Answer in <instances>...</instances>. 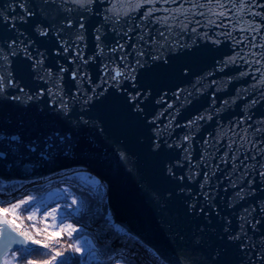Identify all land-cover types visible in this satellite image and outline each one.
<instances>
[{"label":"water","instance_id":"95a60500","mask_svg":"<svg viewBox=\"0 0 264 264\" xmlns=\"http://www.w3.org/2000/svg\"><path fill=\"white\" fill-rule=\"evenodd\" d=\"M0 13L14 82L0 127L76 144L28 169L0 162L3 205L85 171L162 264H264V0H0ZM124 238L109 257L146 264ZM25 245L0 221V264Z\"/></svg>","mask_w":264,"mask_h":264},{"label":"snow or ice","instance_id":"6c2138e0","mask_svg":"<svg viewBox=\"0 0 264 264\" xmlns=\"http://www.w3.org/2000/svg\"><path fill=\"white\" fill-rule=\"evenodd\" d=\"M21 6L23 7V5ZM2 15L3 14L0 13V16ZM45 34L46 33L41 32V35H45ZM3 58H4L3 54L0 53V64L3 63ZM122 75H125V73H123L121 70H116L112 74V78L114 80H118ZM13 83L14 82L10 76L8 75L0 76V95H5L6 98H8V94L10 93V90L13 87ZM16 91L22 92V89L17 88ZM10 98L13 101H19L21 99L19 95H15V94H12ZM34 99L35 97L31 95H28L26 97V100L28 102H31ZM60 103L62 105L61 110H66L67 105H64L62 99ZM7 123H10V121H8ZM81 123H85V122L81 121ZM75 147L76 144L73 141L71 134L61 133L59 130H53L52 132L42 137L25 139L18 132H10L4 127H0V162L7 161L9 157H12L14 158L16 164L23 167L24 169L34 167L35 161L49 162L51 160H54L57 156L62 155L67 157L70 153L74 151ZM122 158H123V154H122ZM73 179L82 181L85 185V189L88 192L87 199H85L82 195L80 207L75 209V214L87 213L90 210L89 201L97 196L103 197V195L106 194V186L99 179L95 177H91L87 174L74 175ZM72 204L73 205L76 204L75 199L72 200ZM65 205L67 208L68 207L67 199H65ZM18 207L19 205H14L10 211L14 213L16 208ZM25 210L27 211L29 209H25ZM5 211H9V210L6 209ZM69 215H73V214H69ZM28 219H33V217L29 216ZM104 219H105V224L109 227L110 234L116 235L117 239H121L124 237L127 238L123 242L124 248H128L129 244H132L136 246L138 249H143L146 264H161L159 257H164L165 254L160 249L155 248V246L147 245L139 237L130 233L125 227L116 224L112 220L110 213H108L104 217ZM3 223L11 226L14 230L17 227L12 220L5 219ZM61 223H63V217L61 218ZM64 230L65 229L63 228L61 229V231ZM67 231H68V235L71 236L72 233L76 231V229L72 228L71 225H68ZM20 234L24 236L25 239H31L29 234L26 232H21ZM33 242L37 244L41 243V241L39 240H34ZM98 242L102 244L104 243L103 241H98ZM45 247H47V244H45ZM69 247L73 248L72 245H69ZM73 250L76 253L81 252L80 247H74ZM113 251H115V249H113ZM56 255L59 256L60 253L57 252ZM129 255H131V249H129ZM120 258H121L120 256L115 257V259H120ZM109 259L113 261V264H115V261L112 257H109ZM69 261H71V264H84V257L83 256L73 257L70 254L68 257L62 259L60 261V264H68ZM5 264H10V262L6 260Z\"/></svg>","mask_w":264,"mask_h":264},{"label":"trees","instance_id":"16d2710c","mask_svg":"<svg viewBox=\"0 0 264 264\" xmlns=\"http://www.w3.org/2000/svg\"><path fill=\"white\" fill-rule=\"evenodd\" d=\"M69 180L72 179L69 178ZM56 186L57 183L55 184L54 182H51L40 187H34L32 189H29V191L32 192L31 196H27L26 198L21 199L16 203L10 205H19V207L15 210V214H13L12 216L17 226L15 231L18 234H20L21 232H26L29 234L31 239H25V237L20 234L25 239V247L13 250L10 254L6 255L7 259L12 258L13 264H30V262L31 264H60V261L62 259L68 257L71 254V256L73 257L83 256L84 264H112V262L109 260V256L112 253L121 250L119 248L117 249L108 247L106 245L108 240H105V243L99 245L98 252L91 254H89L91 250L84 254H79L74 252L73 248L69 247V245L73 244L74 239L80 237L81 235L89 234L90 227L86 224L87 219L91 218L92 220L98 221L99 218H96L97 214H94L90 210L89 212L84 213L80 216H72L69 215V213H66L65 210L62 211L63 219L67 222L72 223V225L76 227V231H74L71 236H69L67 233L60 231L58 237H52L50 232L48 231L49 229L47 228V226L41 222V216H39L40 214L37 215L33 220L28 219V211L32 209L34 205L40 203V199L43 193ZM69 192L77 195L79 198H82V195L85 199H87L88 197V192L85 188L83 189L72 186L69 187ZM26 199H28V201H26ZM99 199L100 196H97L94 199L90 200V208L91 206H94V204H96ZM61 201L63 202V198H61L58 203ZM54 204H57V201L46 202L44 203V208H49ZM5 206L6 205H3L0 201V208ZM25 209L29 210L26 211ZM100 220L101 222L97 227H100L101 233L107 231L109 232L108 235L114 237L115 235L110 234L108 226L105 224V220L102 217H100ZM126 239L127 238H124L123 242ZM34 240H39L41 241V243H34ZM45 244H47V247H45ZM113 249H115V251H113ZM57 252L60 253L59 256L56 255ZM125 263L136 264L130 260H126ZM68 264H71V261H69Z\"/></svg>","mask_w":264,"mask_h":264},{"label":"rangeland","instance_id":"374dc122","mask_svg":"<svg viewBox=\"0 0 264 264\" xmlns=\"http://www.w3.org/2000/svg\"><path fill=\"white\" fill-rule=\"evenodd\" d=\"M77 174H79V175L87 174L91 177H94L85 171L74 172L73 175L67 176V177L62 179L64 182H67V184H63V183L57 184L56 187H53L50 190H47L46 192H44L41 199H40V203L34 205V207H32V209H30L27 213V217L32 216L33 219L37 215L40 214L39 216H41V222L47 226V228L49 229L48 231L50 232L52 237H58L62 228L65 229L62 232L68 234V231H67L68 225H71L72 228L76 229V227L74 225H72V223L67 222L64 219H63V223H61V218L63 217L62 211H64L66 209V213L73 214L72 216H80V215L84 214V213L75 214V209L80 207L81 198H79L77 195L69 192V187H72V186L78 187V188H83V189L85 188V185L82 181L73 179L74 175H77ZM69 178L72 180H69ZM61 198H63V202L61 201L58 203V201ZM65 199H67V205H68L67 208L65 205ZM73 199L76 200L75 205L72 204ZM26 201H28V199H26ZM56 201H57V204H54L51 207L46 208V209L44 208V203L56 202ZM12 208H13V206L10 208L8 206L0 208V221H4L5 219H8V220L13 219L12 216H13V214H15V212L13 213L12 211H10ZM6 209L9 211H5ZM90 211L93 212L94 214H97L96 218L98 217L99 219H98V221L92 220L91 218L87 219L86 224L90 227L89 228V234L81 235L80 237L74 239L72 246H73V249H74V247H80L81 248V252L79 254H84L90 250L91 251L89 252V254H91L92 252H94V253L98 252L99 251V245L102 244V243H99L98 241H103L105 243V240H108L106 245L108 247H110L108 243L112 240L111 235H108L109 232L104 231L101 233L100 227H97L101 222L100 217H102L104 219V217L106 216V213L104 210L103 198L101 196H100V199L96 202V204H94V206H91ZM50 213H51V215H50ZM108 230H109V227H108ZM86 241H87V243H86ZM110 248H112V247H110ZM136 256H137V254H136ZM120 257H121L120 259H117L115 261V264H126L125 263L126 260H130V261L136 263L133 258L127 257L125 255L120 256ZM6 260L7 261L9 260L10 264H13L12 258L7 259V256L3 259L1 264H5Z\"/></svg>","mask_w":264,"mask_h":264},{"label":"flooded vegetation","instance_id":"af4514ba","mask_svg":"<svg viewBox=\"0 0 264 264\" xmlns=\"http://www.w3.org/2000/svg\"><path fill=\"white\" fill-rule=\"evenodd\" d=\"M32 193V192H31ZM25 197H27V196H24L23 198H25ZM23 198H21V199H23ZM21 199H19V200H21ZM19 200H17V201H19ZM16 202V201H15ZM14 203V202H13ZM12 204V203H11ZM11 204H8L7 206H10Z\"/></svg>","mask_w":264,"mask_h":264},{"label":"built area","instance_id":"2783aa9c","mask_svg":"<svg viewBox=\"0 0 264 264\" xmlns=\"http://www.w3.org/2000/svg\"><path fill=\"white\" fill-rule=\"evenodd\" d=\"M92 253H94V252H92ZM11 259V258H10ZM9 261V260H8Z\"/></svg>","mask_w":264,"mask_h":264},{"label":"bare ground","instance_id":"6f19581e","mask_svg":"<svg viewBox=\"0 0 264 264\" xmlns=\"http://www.w3.org/2000/svg\"><path fill=\"white\" fill-rule=\"evenodd\" d=\"M162 264V263H161Z\"/></svg>","mask_w":264,"mask_h":264}]
</instances>
